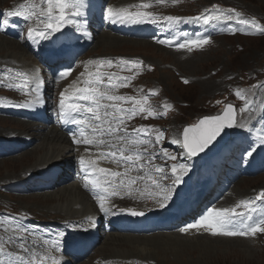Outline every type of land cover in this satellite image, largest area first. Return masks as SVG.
<instances>
[{
    "label": "rangeland",
    "instance_id": "374dc122",
    "mask_svg": "<svg viewBox=\"0 0 264 264\" xmlns=\"http://www.w3.org/2000/svg\"><path fill=\"white\" fill-rule=\"evenodd\" d=\"M15 1L18 0H0V10L9 7L11 3ZM109 1L114 5H121L122 3L132 2L133 0H106L105 4H108ZM164 1L169 4L180 3V6H171L172 16L194 15L200 13V11L204 8H209L215 5L220 6V12L228 13L230 9H234L236 12L241 14V18L248 20L255 19L257 23L264 25V0ZM133 2H137V0H134ZM160 12L161 14H169L166 12V6H162ZM93 20H95V17H93ZM225 22L228 24H234L235 20L234 22ZM108 32H112L114 34L117 42L115 40L114 42L109 41L108 44H100V47L98 48V46H96V42L98 41L97 43H99L100 40H96V42L92 41V43L95 42L92 46L93 56H99L100 54L101 56L99 57L120 56L124 58H140L154 67V70L151 73H143L139 75L140 81L135 83L136 89L132 91V96L139 97L141 99L145 93L151 92L152 89L156 87L158 90V96L160 95L159 100L167 104H172L173 108L165 122L149 121L151 125H148L153 129L162 130L164 132L161 145L163 148L168 150L170 155H176L178 153L173 150L175 145L171 144L170 141L175 139L173 136H177L178 139L182 141L183 130L185 127L197 124L204 116L207 117L217 115L216 113L221 112L224 105L227 103L235 104L237 106V103H243L245 101L244 95L234 98L235 93L234 90L232 91V87H239L237 90L240 88L247 89L255 82V80L264 77V35L259 37H250L239 34L230 36L220 35L215 37L212 41L213 44L209 45L207 48H205L206 45H203L202 47H193V49L189 51L188 49L180 48L169 49L163 45H157L145 40L124 39L117 34L116 30L113 31L109 29ZM98 36L99 33L96 37L97 39L99 38ZM5 37L8 41L17 44V42L13 41L9 37ZM201 48L205 49L201 51ZM182 51H187L188 54L183 56V54H181ZM28 56H30V60L27 62L29 64H31V62L33 63V57L29 53ZM1 72H3L2 66H0V73ZM185 80H187L188 83H185ZM263 82L264 79L253 85L254 96L257 99L258 107L260 102L257 91ZM210 85H212V89L210 91H206V88ZM53 89L54 88L52 87L50 91L54 92ZM1 97L5 100L18 102L17 99L13 98V94L10 91L3 88L0 90V98ZM4 107H6V105L0 104V108ZM260 111H264V106L260 108ZM249 117H256L260 126H264V124H262V122L264 123V119L258 118L257 114L252 112L240 122L241 125ZM15 120L25 121L6 113H0V132H2L0 135H5L7 133L6 137L0 136V143L12 142L15 140L20 141V139L15 135L21 133L22 131L20 130H28V128L24 127L22 123ZM239 121L240 116L238 114L237 123ZM243 129L245 128L239 127L236 131V135L243 136L242 133H240ZM262 130L263 127L258 128V131ZM12 133L14 135H12ZM155 135L156 133L153 132L151 137L153 140ZM31 138L33 139L36 137L35 135H32L27 139V141ZM255 138L256 141L260 139V137H257V134ZM233 143L242 142L239 138L234 140ZM159 147V145L155 147L149 146V151H158ZM32 148L33 147H31V149L23 155L22 153L18 155L19 157H15V154L12 156H6L3 155L2 151H0V180L6 178V182H4L5 185L2 186L4 183H0V242H3L5 253H11L10 256H5V259H12V257L22 254L27 256V253H23L19 249V245L17 243H8L9 238L15 234L13 232V228L16 225L28 229L27 240L30 251L32 250L31 246L33 243H37L42 238H46L52 234H58L57 232L59 231V227L55 228V232L51 231V226L54 223L60 225L62 229L65 230L67 236H70L68 235L70 225L67 224V221H72L70 215H68L70 218L66 221H61V218L56 217V211H50L47 215H44L43 211H45L44 209L47 207L44 203L39 201L40 199H38L37 196H35L43 195L46 191H50L52 189H42L41 187H38L40 183L34 182L35 179H38L35 177L36 175L30 173V170H25L30 167L29 165H32V162L25 164L23 163V160H20L24 158L25 155L32 150ZM228 148H230V146L225 147L224 151ZM162 158L163 156L161 155L158 159H156L154 161V165H156ZM12 159H14V162ZM165 163H167V161H165ZM165 163L164 165L168 166ZM207 163V161L204 162V165ZM197 164H199V162H197ZM154 165H147L141 172H138L136 169L134 170H136L138 174L146 172L147 174H150L149 169H151ZM60 168H62V166H60ZM73 169L76 170L75 167H73ZM20 175H25L22 181L17 180V177ZM74 176H77V173H75ZM221 176L225 178L228 174L227 172H222ZM8 177H10V179H7ZM71 177L72 176H70V178ZM203 178V176L197 177L194 181V184L197 187L189 188L187 190L184 189L183 195L186 196L194 193H209L211 196L220 200V205L222 201L224 202L223 207L221 206V208L231 209L241 200H251L257 205L258 200L256 201V197L261 191H264V173L255 177L240 179L233 185L229 181L224 180L221 182L214 180L212 181V186L215 187L214 191H222L217 196L213 194V191L211 190L212 188H210L211 184L203 181ZM9 181H12L13 183H8ZM17 181L20 183H32V186L36 185L37 187L30 190L27 194L20 192L12 193L17 189V186H12V184H15ZM19 182H17V184H19ZM29 186L31 185H27V187ZM207 186L208 188L204 191ZM132 187L133 185L130 186L131 189ZM8 190L12 192H9ZM141 202L152 203L153 200L145 197L141 200ZM189 204H191L193 208H199V211L202 207V203L199 201L191 203L183 201L182 206L179 207H184ZM214 208H217V206ZM242 209L243 208H238L237 211H242ZM57 211L64 217V219L66 218L62 209H58ZM146 213L150 212L146 211ZM261 216H264V204L259 207V217ZM36 225H40V227L43 228L38 230L34 228ZM83 231L84 228H81V232ZM101 233L102 236L99 238V240H101L99 245L96 247L93 254L83 262V264H113L112 261L114 258L104 259L105 256H103V258L98 256V250L102 249L103 246H106V235L108 234V231L102 226ZM204 233L208 235L207 237L209 238L230 239L218 241L225 243L230 241L232 243L225 247H219L216 245L212 247L209 245L206 246L205 244V246L200 245L196 238L204 236ZM168 234L172 238L184 239V237H188V239H184L181 242L165 241ZM177 234L181 233L170 232L167 234H150V236L135 235L139 238L136 241L134 240V242H137L136 245H139V249L136 251L139 254L136 255L143 256L142 259H137L147 261L136 262L140 264H264V233H259L254 237H229L213 236L201 230L198 234L184 235V237L181 236L180 238L175 237ZM151 235L154 236V238H152ZM193 237L195 238L193 239ZM69 239L71 238L69 237ZM63 240H65V238H62V241ZM238 244L245 245L248 248L239 247L237 246ZM39 248L40 251L47 250L44 246ZM140 249H144L145 252L140 253ZM34 253H39V251Z\"/></svg>",
    "mask_w": 264,
    "mask_h": 264
},
{
    "label": "snow or ice",
    "instance_id": "6c2138e0",
    "mask_svg": "<svg viewBox=\"0 0 264 264\" xmlns=\"http://www.w3.org/2000/svg\"><path fill=\"white\" fill-rule=\"evenodd\" d=\"M41 2L42 4H46L47 8L46 10L41 8L39 14L35 10V5L26 10L25 4H20L18 8L0 13V32H6L9 27H15L10 20L12 17H22L25 21H30L35 16L44 24V28L33 29L29 27L26 38L28 41L37 43L38 41L47 40L49 36L55 33L62 32L66 26H74L76 31H81V25L87 24L86 19H78L86 16L88 5L85 0H41ZM156 3H164V0H156ZM140 7L148 8L150 5L142 4ZM106 13L105 18L111 23L156 24L163 21L168 27H174L182 23L200 22L201 20L205 25L212 21L235 20L239 24L248 25L252 29L264 33V26L257 23L255 19L248 20L241 18V14L234 9H230L228 13L217 10L214 14L188 18L171 15L158 17L152 12H128L127 10H121L120 13H113L111 9H106ZM157 42L191 51L193 47H202L210 43V39L206 37L201 38L197 34L196 38H186L179 43L168 39H159ZM113 63L111 60L88 61V64H97L100 66L107 64L108 67H112ZM120 63L122 66L131 63L136 68L140 67V62L138 61L129 62L121 60ZM71 71L72 69L70 67L60 70L55 74V79L59 81L60 79L66 78L70 75ZM89 75L91 78L83 82L85 86L77 89L72 97L66 96V90L61 91L57 113L62 123L80 126L79 138H77L76 133H72L73 143L77 145L95 146L98 149H107V151H100L96 159L90 158L86 160L84 156L79 157V166L84 173V187L87 189L91 185L96 201L98 202L99 212L104 216H115L117 214L131 215L133 217L145 216L147 214L146 212L131 208H121L119 209V213H117L111 207L106 206V202H110L112 197L118 196L121 189L128 190L129 194H131L130 185L135 184L137 179L144 180L145 175L148 174L138 175L136 178L129 179L127 182L121 179L119 183L112 178L122 177L132 169L141 172L147 165H154V161L161 155L165 161L169 159L172 161L178 160L176 155H170L168 150L161 145V140L164 137L162 130L141 125L129 131L127 127V120L134 118L138 114L146 113L144 118L147 119L150 117L161 118L162 116H166L167 112L158 114L154 113L151 108H146L144 104L147 102V97L142 102L135 97L112 94L113 90L127 86L131 77H117L114 73L105 74L99 70ZM184 82L188 83L187 80ZM42 84L43 81L33 87H29L27 79L16 85L9 84V88L15 87L16 90L26 94L31 92L37 94L35 100L14 106L29 108L37 104H42L43 100L40 98ZM235 94L237 97H241L239 90ZM104 101L112 103H105ZM123 103H130L132 106L125 108L122 106ZM248 106L246 103L245 108L240 109V111H245ZM163 107L167 110L170 106L165 104ZM235 111L234 106L229 104L222 114L203 117L197 124L185 127L182 141L173 139L170 143L181 147L184 150V154L188 157H196L198 154L209 150L210 146L215 142H218V138H222L226 129H231L236 126L233 115ZM239 127L245 128L246 125L242 124ZM85 129L90 130L91 134L86 135ZM153 132L156 133L154 140L151 138ZM157 145L160 146L158 151H149V146L155 147ZM257 147H264V137L260 138L259 145L250 146L244 153V157L251 158ZM85 150L88 151L89 149L86 148ZM101 158L109 160L116 164L117 167H123L125 172L121 173L120 171L99 167L98 160ZM149 171L160 174L158 179L148 175V179L151 180L152 185L159 190L149 192L148 195L158 198L159 209L163 210L174 199L175 193L172 188L178 187L183 182L184 176L190 171V168L183 162L173 163L171 165V177L165 172L163 165H154L153 169H149ZM167 179L172 180V187L163 183ZM143 195L144 193L141 192V196ZM256 200H264V191L260 192ZM238 208H243L245 211H237ZM255 212L256 209L253 201L241 200L231 209L209 208L205 215L179 228V231L186 234L192 229L199 230L203 228L205 232L213 236L254 237L258 233H264V216L254 219ZM89 223L94 224V221L89 218ZM13 232L15 234L9 238L8 243L15 242L19 245V249L23 253H28L30 251L27 240L28 229L16 225L13 228ZM32 247L36 248L39 245L33 243ZM52 247L56 251L62 252L59 241L53 244ZM10 255V253H5L3 242H0V264H36L37 259H43V257H33L29 260L25 255H16L15 260L4 258ZM50 259L51 264H62L55 257H51Z\"/></svg>",
    "mask_w": 264,
    "mask_h": 264
},
{
    "label": "bare ground",
    "instance_id": "6f19581e",
    "mask_svg": "<svg viewBox=\"0 0 264 264\" xmlns=\"http://www.w3.org/2000/svg\"><path fill=\"white\" fill-rule=\"evenodd\" d=\"M42 5L43 4H42L41 0H39L38 6H42ZM93 9H94L93 7L88 6L87 10H86V16L84 18H89L90 13ZM113 26H115L114 23L110 27V29L115 31L116 29ZM98 37L99 38L97 40H100L99 43H97L98 41L96 42V46H98V48L100 47V44L104 45V44H108L109 41H113V42H114V40L116 41V37L114 36V34L112 32H101V33H99ZM91 42H92L91 40L85 41L80 45V47L89 45V44H91ZM123 42H125V41H123ZM92 44H94V43H92ZM96 46H95V48H96ZM27 51L28 50L24 46H22L21 44L12 43L6 39L5 35L0 34V66L5 65L8 69L13 70V69H17V67H15V65L21 64L22 67L29 69L31 72L36 73L37 75L42 76L43 78L45 77L46 79H48V81L51 82V86H49V88L46 89L47 94L50 95L51 93H53L52 91H50V89L52 87L53 88L55 87V84L53 83L54 75H52V74L50 76L42 75L41 71H40L41 66L36 61H34V58H33V63L31 62V64H29L27 61L30 60V56H28ZM99 56H101V55L99 54ZM116 63H118L117 60L114 61V64H116ZM64 66H66V65H64ZM42 80L43 79H41V81ZM77 85H79V83L71 85L68 89H66L65 94H68ZM211 86L212 85L207 87L206 91H210L212 89ZM10 92L13 94V96H17V92L15 90H11ZM257 92L259 94V102H260L259 110H260V108L264 106V82L261 83L260 88ZM15 121H18V120H15ZM18 122L22 123V125L24 127L28 128V130H20L22 132L17 134V135H19L20 141L19 140H15V141L10 140L12 142L0 143V149H5V152H6L5 155L12 156L13 154H15V157H16V156L20 155L21 153L23 155L25 152H27L29 149H31V147H33L32 150L27 155H25L24 158H22L20 160H23V163H25V164L32 162V165H29L30 167L28 166L29 168H26L25 170L26 171L30 170L31 171L30 173H32L33 175H36L35 177H37L38 179L40 178V176L45 178V173H49V172L55 173V170H56L55 168H60V166H62V167L65 166L66 169H70V167L76 168V165L79 166V157L80 156H84L86 160L90 159V158L96 159L98 157L100 151H107V149H105V148H99L98 149L95 146H86L83 144L77 145V144L73 143L72 138L66 136V134L63 132V130L58 129V125H56V124L54 125L51 120L48 122H45V123L28 122V121H18ZM256 123H257L256 117H252V118L249 117L242 124L246 125L245 128H248V127L255 125ZM62 124H66V123H62ZM0 133H2V132H0ZM85 133H86V135L91 134L90 130L86 131ZM12 135H14V134L12 133ZM32 135H35L36 138H33V139L31 138V139H29V141H27V139L30 138ZM0 136L6 137L7 133L5 135L2 134ZM77 137H79V136H77ZM28 142L29 143L34 142V143L31 144L27 150L23 149V144H29ZM86 148H88L89 150L86 151L85 150ZM84 152H86V153H84ZM13 160L14 159H12V161ZM20 160H17V161H20ZM111 163L112 162H110L109 160L103 159V158L98 160V166L99 167H105L108 169H112L114 171H120L121 173L125 172V169L123 167H117L116 164L114 166H112ZM25 174H27V173H25ZM131 174L132 173L129 170L126 175H123L122 177H115L112 179H114L117 183H119L121 179H124L127 182L129 179H131ZM143 174L140 173L139 175H143ZM24 176H22V175L18 176L17 180L22 181ZM50 177H54V174H50ZM7 179H10V177H8ZM38 179H35L34 182L35 183L40 182V180H38ZM27 180H29V179H27ZM144 180L151 182V180L148 179V175H145ZM4 182H6V178H3V180H0V183H4ZM17 182H19V181H17ZM17 182L15 184H17ZM8 183H13V182L9 181ZM84 183H85L84 178L81 179L80 172H79L77 174V176L71 177L68 182H65L63 184H58V183L54 182L52 190L46 191V193L43 195H35L38 197V199H40L39 201L44 203V205L47 207L46 209L42 208L45 210V211H43V214L47 215L50 211H56V217L61 218V221H66L68 218L71 217V219H72V221L70 220L71 222L74 223V221L78 219L79 222L82 224L83 228L86 229L87 231H92L93 229H95L97 227L98 220L101 218V213L97 212V210H99V206H98V202L96 201V198L92 197L88 194L89 189H92L91 185H89V187L86 189L84 187ZM3 185H5V183L2 184V186ZM130 186H132V184ZM121 191H128V190L121 189ZM113 198H115V197H112L111 200ZM109 203L110 202H106V205H108ZM201 206H202V204H201ZM108 207H109V205H108ZM182 208L183 207L178 206L176 209H174V212L179 215L176 220H174L173 218L168 220V219H166V216L154 214L153 215L154 223L158 224V223H164V222H171V224H175V223L180 221L179 219H185V217L182 215V212H181ZM58 209H60V210L62 209V211L64 212V215L66 217L65 219L57 211ZM142 209H144V208L142 207ZM148 209H150V208H148ZM198 211H199V208L197 209L196 207H194V212L196 215L198 214ZM53 215H54V213H53ZM68 215H70V217ZM89 218H91L94 221V224L89 223ZM173 221H176V222H173ZM98 225L105 227V229L108 231V234L106 235V246H103L102 249L98 250V252H99L98 256H101L102 258H103V256H105L104 259H113L114 258L119 263H124L127 260H130L129 262L131 264H137L136 261L147 262L144 260L137 259V258H140V259L143 258L142 255H136V254H139L136 252L139 249V245H136L137 242H134V240L136 241L137 239H139V238H137V236L130 235V234H119V233H117L116 231H114L112 229V223L109 220L105 221L104 224L99 223ZM150 227H151V223L148 225V229ZM167 230H168V228L160 227V228L153 230L151 232V234L152 235L167 234V233H163V232L158 233L160 231H167ZM76 232H79V231L74 230L71 233L76 234ZM152 235H151V237L154 238V236H152ZM101 236H102V233L98 236V238H101ZM181 236H183V233L177 234L175 237L180 238ZM207 236L208 235H206V234L204 236H199L196 238V240L200 243V245H203V246L209 245L212 247L215 245L219 246V247H225V246H228L230 243H232L230 241H227V243L218 241V240H230L227 238L226 239L225 238H209ZM194 238L195 237H193V239ZM184 239H188V237H184ZM184 239L172 238L168 234L165 241L181 242ZM237 246L248 248L247 246L242 245V244H238ZM44 247H46L47 250L40 251V248H35L33 252L39 251V253H35V254L33 253L32 258L33 257H38V258L43 257L44 258L46 253H50L52 255L57 254V255L65 256L63 253L56 251L52 247V244L49 246L45 245ZM12 252H14V251H12ZM16 252H18V251H16ZM142 252H145V250L140 249V253H142ZM134 255H136L137 257ZM4 258H6V257H4ZM45 261L48 264L47 259H45ZM63 264H65V263H63ZM89 264H91V263H89ZM126 264H129V263H126Z\"/></svg>",
    "mask_w": 264,
    "mask_h": 264
},
{
    "label": "water",
    "instance_id": "95a60500",
    "mask_svg": "<svg viewBox=\"0 0 264 264\" xmlns=\"http://www.w3.org/2000/svg\"><path fill=\"white\" fill-rule=\"evenodd\" d=\"M234 118H235V113H233ZM236 122V121H235ZM231 129H226L222 135V138H218V142H215L212 146H210L209 150H206L204 153L198 154L196 157H212L216 155L218 152L221 151L223 148L224 144L227 142L229 134H230Z\"/></svg>",
    "mask_w": 264,
    "mask_h": 264
}]
</instances>
